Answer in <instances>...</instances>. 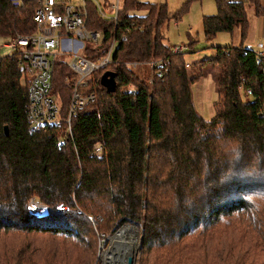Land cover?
I'll list each match as a JSON object with an SVG mask.
<instances>
[{"label":"trees","instance_id":"obj_1","mask_svg":"<svg viewBox=\"0 0 264 264\" xmlns=\"http://www.w3.org/2000/svg\"><path fill=\"white\" fill-rule=\"evenodd\" d=\"M244 3L264 19L260 0H215L216 13L200 19L205 40L234 28L243 39ZM36 6L0 0L1 45L34 31ZM117 8L114 20L85 2L86 28L101 37L85 58L116 46L81 90L94 101L68 123L61 60L51 80L60 124L31 132L26 70L18 53L0 57V264H98L103 239L125 224L141 234L136 264H264V59L229 45L186 64L185 51L164 43V3L118 0ZM205 61L218 68L210 119L196 114L190 91ZM107 70L113 92L100 85ZM97 143L101 157L92 154Z\"/></svg>","mask_w":264,"mask_h":264},{"label":"built area","instance_id":"obj_2","mask_svg":"<svg viewBox=\"0 0 264 264\" xmlns=\"http://www.w3.org/2000/svg\"><path fill=\"white\" fill-rule=\"evenodd\" d=\"M13 6L22 5V0H10ZM86 0H36L34 9V31L27 36H16L3 43L7 49L6 55L19 54V64L28 76V85L25 91L26 115L29 130H45L60 124L59 101L52 93V73L54 64L62 61L68 68L70 77L65 76V85L71 87V97L68 107L66 122L79 107L94 101L92 91L82 93L90 76L112 63L115 49L113 39L105 48L101 56L95 59L85 58V48L91 46L92 50L98 49L100 34L86 28L84 9ZM99 13L103 16L116 18L118 0L109 4V12L104 10L101 3L93 0ZM104 6V5H103ZM263 27V20H262ZM264 30V28H263ZM256 60L264 59V45L258 44ZM79 47L82 54L76 52ZM170 48V47H169ZM171 53H183V46L174 45ZM64 54L63 57L59 55ZM134 68L137 63H131ZM250 90H247L249 93ZM69 130V126H68ZM92 154L101 157V145L95 144ZM30 204L34 205L33 201ZM37 205V204H36Z\"/></svg>","mask_w":264,"mask_h":264},{"label":"rangeland","instance_id":"obj_3","mask_svg":"<svg viewBox=\"0 0 264 264\" xmlns=\"http://www.w3.org/2000/svg\"><path fill=\"white\" fill-rule=\"evenodd\" d=\"M95 1L101 3L102 8L108 12L110 10L108 8V5L115 4V0H95ZM140 1L142 3L148 2L155 4L157 3L165 4V6L167 7V15L169 18L162 28V31L165 35L164 43L170 48H172L174 45L185 47L186 54H184V62L186 64L199 62L203 59L210 60L214 58L216 53V48H214L215 46H229V45L242 46V47L244 46V47L252 48L253 50H257L259 47L258 44L264 45V30L262 27V20L264 21V19L255 17L253 7L248 3H244L246 10L247 27L245 29V35L243 39H241V33L239 29L234 28L229 33L217 32L213 39L206 41L204 34H202L201 31L200 19L203 15H214L216 13L217 6L215 5V0H193L186 5L187 7L184 10L182 9H183V4L185 3L186 0H140ZM239 1L245 2V0H239ZM260 4L264 9V0H260ZM177 12H179L178 18L177 19L171 18L172 15ZM133 13L138 15H143V13L145 12L133 11ZM191 42L193 43L190 46H188V44ZM2 47H0V51H2V54H4L8 50ZM76 52L82 54L79 47L76 49ZM4 55H6V53ZM63 56L64 54L59 55V57H63ZM205 62L206 63L203 67L201 80L193 83L190 87V91H191L192 102L196 114L200 116L202 119H210L214 114L212 103L216 100L218 68L212 67L211 62L209 61H205ZM33 203L34 205L30 204V206L36 207L37 203L35 202ZM131 228L135 230V235L137 236L136 251L132 255L133 264H136L135 263L136 258L137 255L139 254L138 245L141 238V234H139L137 228L136 229L134 227ZM110 236L111 234L107 236V238H104L101 243L99 252L97 254L98 264L101 263L104 264L102 255L104 254L105 251H108L112 245V243H110L108 239ZM128 238L132 239L130 237ZM125 241L126 239L124 240L122 239L118 241V244L116 243L117 245L116 247L118 248L117 250L114 251L116 254L119 251L125 250L127 251V255L130 258L131 247L128 246L129 243H126Z\"/></svg>","mask_w":264,"mask_h":264},{"label":"bare ground","instance_id":"obj_4","mask_svg":"<svg viewBox=\"0 0 264 264\" xmlns=\"http://www.w3.org/2000/svg\"><path fill=\"white\" fill-rule=\"evenodd\" d=\"M122 230L118 231L117 234H115L114 237L111 238L110 243H112L111 247L108 251H105L102 255L103 263L104 264H133V257L132 255L136 251V235L135 230L131 228L130 226H124L121 228ZM128 237L132 238L129 239ZM126 239V243H129L128 246L131 247V257L127 255V251L122 250L115 254L114 250H117L118 247H116V243L118 244V241ZM131 240V241H130ZM120 245V244H119ZM114 248V249H112Z\"/></svg>","mask_w":264,"mask_h":264},{"label":"water","instance_id":"obj_5","mask_svg":"<svg viewBox=\"0 0 264 264\" xmlns=\"http://www.w3.org/2000/svg\"><path fill=\"white\" fill-rule=\"evenodd\" d=\"M99 80H100V85L102 87H104L107 92H113L115 90L116 79H115V73H113L112 71H109V70L104 71ZM3 130H4V134H7V125H5ZM124 226L134 227L135 229L137 228L136 226H133L130 224L122 225L116 232L111 234V236L108 238L109 242H110L111 238L114 237L115 234H117V232Z\"/></svg>","mask_w":264,"mask_h":264},{"label":"clouds","instance_id":"obj_6","mask_svg":"<svg viewBox=\"0 0 264 264\" xmlns=\"http://www.w3.org/2000/svg\"><path fill=\"white\" fill-rule=\"evenodd\" d=\"M233 152H234L236 158H239V155H240L239 148H234V149H233ZM258 198L261 199V200H264V196H260V197H258ZM253 203H255V200H253ZM260 207H261L260 204H256V208H257V209H259Z\"/></svg>","mask_w":264,"mask_h":264},{"label":"crops","instance_id":"obj_7","mask_svg":"<svg viewBox=\"0 0 264 264\" xmlns=\"http://www.w3.org/2000/svg\"><path fill=\"white\" fill-rule=\"evenodd\" d=\"M0 47H2L1 43H0ZM2 48H4V47H2ZM2 48H1V49H2ZM5 53H6V52H5ZM5 53H4V54H5ZM4 54H2V51H0V57H2Z\"/></svg>","mask_w":264,"mask_h":264}]
</instances>
